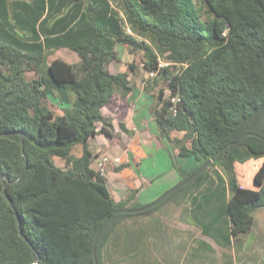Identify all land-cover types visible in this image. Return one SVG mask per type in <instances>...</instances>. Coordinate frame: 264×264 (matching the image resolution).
I'll return each instance as SVG.
<instances>
[{"label": "trees", "instance_id": "obj_1", "mask_svg": "<svg viewBox=\"0 0 264 264\" xmlns=\"http://www.w3.org/2000/svg\"><path fill=\"white\" fill-rule=\"evenodd\" d=\"M116 4L0 0V264H34V247L40 264H96L95 238L115 212L148 204L137 200L138 189L117 200L107 176L93 168L90 139L115 136L102 109L136 88L128 71H111L118 44L143 53L155 83L167 82L151 111L181 180L218 154L157 206L119 213L97 242L99 263L106 264L107 247L125 219L152 214L177 197L188 200L194 224L219 243L248 233L264 208V0ZM62 47L81 60L49 64L48 56ZM161 57L170 65L162 66ZM31 71L38 76L28 79ZM149 82L144 90L152 93ZM54 93L71 103L63 114L45 102ZM234 141L240 142L224 148ZM77 145L80 156L73 153ZM179 157L198 163L183 167ZM252 158L263 159L254 178L258 188L239 184L234 170V162Z\"/></svg>", "mask_w": 264, "mask_h": 264}, {"label": "rangeland", "instance_id": "obj_2", "mask_svg": "<svg viewBox=\"0 0 264 264\" xmlns=\"http://www.w3.org/2000/svg\"><path fill=\"white\" fill-rule=\"evenodd\" d=\"M111 1L117 5L116 0ZM117 50L119 58L112 63V70L115 72L128 71L129 78L136 88H142L149 80L152 93L147 92V97L141 100L138 108L142 110L149 103L154 105L158 92L167 85V82L160 80L159 83H155L156 76L144 69L143 53L132 52L122 44L117 45ZM55 56H64L73 62L76 57L78 58L77 54L70 50H60ZM161 63L162 66L170 65L163 57H161ZM132 64L135 66L134 70L130 67ZM167 94L169 95V92ZM50 97L47 104L58 114L60 97L58 99ZM122 97L113 101L114 104L117 102L119 105L123 104ZM173 136L183 137V132H174ZM117 157L121 159L120 156ZM168 157L164 152H159L158 156L153 158L158 162L165 161L167 172L163 177L173 175L171 172H174ZM171 159L174 162L172 156ZM179 160L189 168H193L198 163L193 157H181ZM223 161L219 162L220 167H223L221 165ZM261 161L262 158H252L248 160V163L247 161L242 164H239L241 163L239 161L234 162L239 184L249 188H258L254 178ZM172 162L176 179H173L171 187L181 180L180 172ZM121 164L122 159L119 163H111L108 166L117 170ZM162 170L164 172V166ZM163 172L153 178L151 183L157 182ZM180 198L177 197L165 203L152 214L125 219L118 226L107 247L106 264H264V208L255 212V224L248 233L241 235L240 239L232 238L229 243H219L211 236L203 234L202 227L194 224L188 210V200L181 201ZM202 241L206 244H202Z\"/></svg>", "mask_w": 264, "mask_h": 264}, {"label": "crops", "instance_id": "obj_3", "mask_svg": "<svg viewBox=\"0 0 264 264\" xmlns=\"http://www.w3.org/2000/svg\"><path fill=\"white\" fill-rule=\"evenodd\" d=\"M40 39L43 41L44 35ZM60 50H70L76 53L78 58L76 57V60L73 62L64 56H55ZM56 58H62L72 64L78 63L81 60L76 51L67 47L55 49L48 56V63L50 64ZM110 68L113 73H117L112 70V64ZM37 76L38 73L35 71L27 73L28 79H34ZM146 94L147 92L143 86L142 88H136V90L127 96L115 95L113 101L122 97L123 104L119 105L118 102L116 104L112 102L102 109L103 114L112 119L115 136L111 138L102 133L90 139L91 149L95 153L93 168H98V160L102 153H107L111 157L120 156L122 159L121 167L119 166L115 170L113 167L108 166L106 173L109 188L117 200L127 197L130 190L138 189L137 200L143 203H151L169 189L173 184V179H176L175 168L171 164L172 152L170 151L169 144L161 139L158 124L155 117L152 116L153 113L150 112L152 104L150 105L149 103L142 110L138 108V104L141 105V100L147 97ZM50 96L59 98L58 93L50 94ZM50 96L49 98H51ZM49 98L45 101L46 104ZM70 105L71 103L60 100L58 114H63L65 108L70 107ZM174 132L180 131H172V137H174ZM82 152V145H77L73 150L76 156H80ZM159 152H164L165 155L170 157V159L168 157V161L174 171L171 172L173 175L163 177L164 173L167 172L165 161L158 162L153 159L156 155L158 156ZM55 162L62 168L66 166V161L60 157H55ZM182 165L189 168L183 163ZM163 166L164 172L163 170L161 171ZM162 172L161 178L157 182L151 183L153 178L158 177Z\"/></svg>", "mask_w": 264, "mask_h": 264}, {"label": "water", "instance_id": "obj_4", "mask_svg": "<svg viewBox=\"0 0 264 264\" xmlns=\"http://www.w3.org/2000/svg\"><path fill=\"white\" fill-rule=\"evenodd\" d=\"M21 136H22V141L24 143V133L23 132H21ZM239 142L240 141L231 142V143H229L224 148H227L230 145L238 144ZM216 155L212 156L207 161H205L199 167V169L196 170L192 175H190L186 179L181 180L177 185H175V186L171 187L170 189H168L166 192H164L162 195H160L157 199H155L151 203H148V204H146V205H144L142 207H138V208H122V209L117 210L115 212L114 216L112 217V219L109 221V223L98 233V235L95 238V241H94V254L93 255H94V260H95L96 264H100L99 261H98V258H97V254H96V245H97V242H98L99 238L112 227V225L114 224V222H115V220L117 218V215L119 213H138V212H143V211H146L148 209H151V208L157 206L162 201H164L170 194H172L176 190L184 187L185 185H187L188 183H190L191 181H193L195 178H197L200 174H202V172H204L210 166V164L215 160ZM4 179H8V176L7 175H4L3 176V180ZM20 233H21L22 236L25 237V239L29 240V238L24 234L23 230H21ZM33 249H34V251H36V254L34 256V264H40L39 263V254H38L37 250L35 249V247Z\"/></svg>", "mask_w": 264, "mask_h": 264}, {"label": "built area", "instance_id": "obj_5", "mask_svg": "<svg viewBox=\"0 0 264 264\" xmlns=\"http://www.w3.org/2000/svg\"><path fill=\"white\" fill-rule=\"evenodd\" d=\"M180 100L178 96L173 97V101L176 103ZM120 158L118 157H111L107 153H103V155H100L99 160H98V168L97 170L101 172L102 174L106 173L107 166L109 164H115L120 162Z\"/></svg>", "mask_w": 264, "mask_h": 264}]
</instances>
